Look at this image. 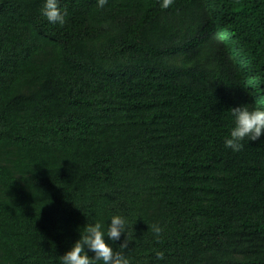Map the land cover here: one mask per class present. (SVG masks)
Segmentation results:
<instances>
[{
  "label": "trees",
  "instance_id": "1",
  "mask_svg": "<svg viewBox=\"0 0 264 264\" xmlns=\"http://www.w3.org/2000/svg\"><path fill=\"white\" fill-rule=\"evenodd\" d=\"M160 2L58 0L61 26L0 0V264H61L94 222L130 264H264V133L225 147L264 110V0Z\"/></svg>",
  "mask_w": 264,
  "mask_h": 264
},
{
  "label": "clouds",
  "instance_id": "2",
  "mask_svg": "<svg viewBox=\"0 0 264 264\" xmlns=\"http://www.w3.org/2000/svg\"><path fill=\"white\" fill-rule=\"evenodd\" d=\"M174 0H161L160 7L168 9ZM107 0H98V6L103 7ZM42 15L53 24L63 26L65 24V13H62L58 0H45L41 9ZM235 120V127L230 132V137L225 141V147L233 152H239L244 145L241 143L245 138L255 141L264 133V110L259 108L249 110L247 106L234 107L230 109ZM111 223L107 226V237L112 241L120 239L122 233H126V220L119 215L111 217ZM100 222L88 223L81 234V238L72 246L71 250L60 256L61 264H130L129 259L124 254L128 249L129 239L120 244V251H114L108 243L105 242V233ZM151 231L154 233L157 241L161 239L163 229L158 225H152ZM85 249L94 253V258L89 257ZM157 260L164 259L163 252L156 253Z\"/></svg>",
  "mask_w": 264,
  "mask_h": 264
}]
</instances>
